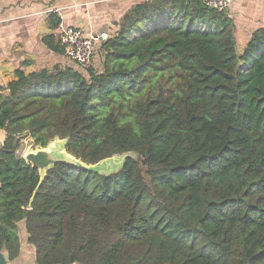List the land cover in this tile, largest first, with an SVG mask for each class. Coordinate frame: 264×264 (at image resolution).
Instances as JSON below:
<instances>
[{
	"label": "trees",
	"instance_id": "16d2710c",
	"mask_svg": "<svg viewBox=\"0 0 264 264\" xmlns=\"http://www.w3.org/2000/svg\"><path fill=\"white\" fill-rule=\"evenodd\" d=\"M200 0H143L100 46L102 70H16L0 90V252L36 264H264V27ZM86 164L40 182L23 138ZM37 189V190H36ZM36 190V191H35Z\"/></svg>",
	"mask_w": 264,
	"mask_h": 264
},
{
	"label": "crops",
	"instance_id": "0c3cea01",
	"mask_svg": "<svg viewBox=\"0 0 264 264\" xmlns=\"http://www.w3.org/2000/svg\"><path fill=\"white\" fill-rule=\"evenodd\" d=\"M143 0H0V90L15 79L16 70L30 73L55 65L86 69L68 60L58 40L62 23L97 36L90 68L101 71L102 42L113 36L126 13ZM233 20L236 51L242 52L252 33L264 27V0H233L226 10ZM97 60L99 66L97 67ZM5 131L0 129V145ZM19 254L7 264H36L24 222L18 223Z\"/></svg>",
	"mask_w": 264,
	"mask_h": 264
},
{
	"label": "water",
	"instance_id": "95a60500",
	"mask_svg": "<svg viewBox=\"0 0 264 264\" xmlns=\"http://www.w3.org/2000/svg\"><path fill=\"white\" fill-rule=\"evenodd\" d=\"M65 143L66 139H60L58 137H55L46 147L34 146L33 143H30L29 148L21 155L27 163L38 168L40 182L43 180L46 171L56 163L64 162L75 165L79 168L108 174L117 171L123 164L125 158L129 155V153L114 154L98 161L97 163L86 164L68 153L65 148ZM105 160L113 161L111 169L103 170L102 164H104L103 162ZM0 264H7V260L2 252H0ZM72 264L77 263L74 262Z\"/></svg>",
	"mask_w": 264,
	"mask_h": 264
},
{
	"label": "built area",
	"instance_id": "2783aa9c",
	"mask_svg": "<svg viewBox=\"0 0 264 264\" xmlns=\"http://www.w3.org/2000/svg\"><path fill=\"white\" fill-rule=\"evenodd\" d=\"M200 1H202L207 7L219 11H226L233 0ZM58 40L62 46L63 53L68 60L83 69L90 67L98 40L95 34L86 33L80 28L66 26L60 23L58 28Z\"/></svg>",
	"mask_w": 264,
	"mask_h": 264
},
{
	"label": "rangeland",
	"instance_id": "374dc122",
	"mask_svg": "<svg viewBox=\"0 0 264 264\" xmlns=\"http://www.w3.org/2000/svg\"><path fill=\"white\" fill-rule=\"evenodd\" d=\"M96 66L97 67L99 66V60H97ZM30 141H31V139L29 137H25V138L22 139V141H21V147L18 150V152L21 155L29 148ZM103 163H104V164H102L103 170H109V169L112 168L111 167V165L113 164V161L112 160H105Z\"/></svg>",
	"mask_w": 264,
	"mask_h": 264
}]
</instances>
